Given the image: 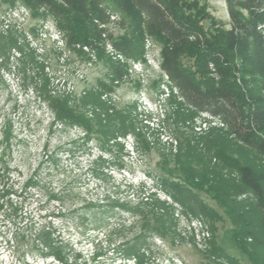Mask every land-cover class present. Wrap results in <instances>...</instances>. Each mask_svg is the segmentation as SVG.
<instances>
[{"label":"rangeland","instance_id":"374dc122","mask_svg":"<svg viewBox=\"0 0 264 264\" xmlns=\"http://www.w3.org/2000/svg\"><path fill=\"white\" fill-rule=\"evenodd\" d=\"M197 1L217 25L233 26L227 0ZM237 11L249 22L247 9ZM105 18L93 20L97 39L70 44L46 7L34 15L20 1L0 0V174L8 168L0 178V190L8 192L0 191V264H62L48 254L44 231L69 262L251 264L214 200L193 190L189 201L215 212L211 220L176 202L162 185V179L182 184L188 146L201 150L206 134L226 131V123L187 103L162 68L160 43L146 35L142 60L127 59L115 47L127 27L111 9ZM256 32L264 44V19ZM46 93L68 97L90 120H105L98 105L80 104L97 93L108 113L125 115L133 131L103 146L95 133L87 138L81 126L57 119ZM204 113L213 116L205 118L207 130ZM246 198L254 199L239 197ZM165 213L170 220L162 237L151 228L154 216ZM134 245L138 254L124 257Z\"/></svg>","mask_w":264,"mask_h":264},{"label":"trees","instance_id":"16d2710c","mask_svg":"<svg viewBox=\"0 0 264 264\" xmlns=\"http://www.w3.org/2000/svg\"><path fill=\"white\" fill-rule=\"evenodd\" d=\"M4 1L12 5L20 1L34 15L40 7H46L70 44H88L97 39L99 31L93 20L104 21L106 9L120 14L122 25L127 27V33L115 42L127 59L142 60L146 35L161 44L162 68L187 103L196 111L221 115L227 125L226 131H210L203 141L200 138L201 150L188 146L180 163L182 184L162 179V185L189 211L213 220L215 212L196 198L189 204L194 198L193 190L208 195L234 227L232 238L240 251L251 264H264V44L256 32L257 24L264 19L259 12L264 0H227L233 22L228 30L209 18L205 6L197 0ZM238 8L249 11V22H242ZM210 67L217 78L212 76ZM99 96L88 93L80 104L98 105L105 112V120L88 119L78 105L69 104L68 97L47 94L46 99L57 119L81 126L87 138L95 133L101 145L106 146L110 139L133 131V124L115 110L109 114ZM4 139H9V133ZM7 171L4 167L0 178ZM0 191L8 194L7 190ZM242 194L254 199L240 200ZM167 213L164 217L154 216L155 225L151 228L162 237L170 220ZM40 237L48 254L60 263L86 264L77 258L69 262L61 247L52 246L49 232H42ZM133 252L138 254L135 245L125 250L124 257Z\"/></svg>","mask_w":264,"mask_h":264},{"label":"built area","instance_id":"2783aa9c","mask_svg":"<svg viewBox=\"0 0 264 264\" xmlns=\"http://www.w3.org/2000/svg\"><path fill=\"white\" fill-rule=\"evenodd\" d=\"M120 56V59H122V57H121V55H119ZM122 60H124V59H122ZM202 115V121H203V123H202V126H204V130H207V129H210V126H209V122L208 121H205V118L207 117V118H213V116H211L210 114H208V113H204V114H201ZM213 120V119H212ZM214 126H216L217 124H213ZM202 131L200 130V133H201Z\"/></svg>","mask_w":264,"mask_h":264}]
</instances>
